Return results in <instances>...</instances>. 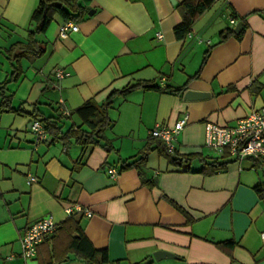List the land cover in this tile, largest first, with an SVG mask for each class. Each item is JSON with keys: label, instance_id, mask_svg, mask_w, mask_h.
I'll use <instances>...</instances> for the list:
<instances>
[{"label": "crops", "instance_id": "1", "mask_svg": "<svg viewBox=\"0 0 264 264\" xmlns=\"http://www.w3.org/2000/svg\"><path fill=\"white\" fill-rule=\"evenodd\" d=\"M182 1L80 0L77 31L60 37L64 20L55 14L35 36L44 51L21 58L20 77L6 85L12 111L0 109V264L52 257L54 264L64 255L61 264H87L74 252L64 253L61 233L45 236L35 257L21 254V236L30 224L50 217L58 229L74 206L82 212L72 215L92 247L105 250L107 264H264V198L255 190L264 183V166L243 159L205 175L199 159L169 163L149 136L155 126L171 127L187 115L173 142L175 154L211 159L217 155L204 146L205 122L233 125L264 107V0H216L192 23V37L178 39L173 28L182 20ZM38 2L0 0V84L11 72L5 51L27 41ZM228 30L233 33L223 38ZM55 68L68 75L56 80ZM141 81L160 88L115 96L111 124L97 145L51 136L36 142L29 130L39 113L61 115L65 132L80 125L73 111L82 103L101 104L111 92ZM177 87L183 90L169 92ZM185 89L206 96L187 100ZM147 143L142 168L151 185L136 169L121 170ZM109 168L117 170L115 177ZM157 250L176 258L155 261Z\"/></svg>", "mask_w": 264, "mask_h": 264}, {"label": "trees", "instance_id": "2", "mask_svg": "<svg viewBox=\"0 0 264 264\" xmlns=\"http://www.w3.org/2000/svg\"><path fill=\"white\" fill-rule=\"evenodd\" d=\"M216 0H183L177 5L179 12L181 13L182 20L173 28V32L176 38L183 39L186 33L190 30L192 23L208 10ZM84 11V7L80 4V0H39L37 6L33 10L30 16V23L34 26L33 30L28 32L26 42H15L6 49L5 54L11 64V72L9 77L0 84V109L5 111H12L10 107L11 95L6 93V85L13 81H16L21 73L20 60L23 57H38L43 53V45L35 36L45 32L49 26L53 16L59 15L64 21H75L79 18ZM233 32L228 30L225 32L223 38L231 35ZM237 37L239 36L236 35ZM206 58V55L203 58ZM160 87L149 82H137L131 85H127L122 89L111 92L108 97L98 104L94 100L90 99L82 103L78 108L73 111L79 120L80 125L72 124L70 128L62 132L61 131V115L55 118L44 117L39 113L32 115V119L39 120L45 128L48 136L53 138H59L65 143L73 139L75 142L83 147L94 146L100 143L101 139H104L103 133L107 129L111 120L109 118V108L111 107L112 100L115 96H125L126 94L137 89H159ZM168 90L167 88H165ZM183 90V87L171 88L170 93L177 94ZM72 114L67 115L71 117ZM83 126L85 128H83ZM157 142L156 148L159 154L166 157L171 164H181L182 162H191L193 159H199L202 163L201 172L205 175H212L217 172L224 171L227 164L234 162L233 158L228 157L226 153L221 156L207 159L201 155H177L175 153L169 154L166 152L164 145L157 138H151ZM106 146V144L104 145ZM107 150H110V146H106ZM151 149L150 143L146 144L141 150L138 157L129 163H123L121 170L128 168H134L137 170L141 181L145 184L151 185L143 178V168L146 155ZM255 190L261 198H264V183H261L255 187ZM179 208V207H178ZM65 234L66 245L65 251L74 252L87 264H107L105 250H96L92 247L89 240L85 237L82 229L79 226L78 219L74 215H70L65 219L55 232L52 233V237L59 234ZM38 252V249L36 253ZM56 256V253H55ZM51 257V256H50ZM56 258L54 264H61L66 259ZM53 257L46 263L38 261V264H53Z\"/></svg>", "mask_w": 264, "mask_h": 264}, {"label": "built area", "instance_id": "3", "mask_svg": "<svg viewBox=\"0 0 264 264\" xmlns=\"http://www.w3.org/2000/svg\"><path fill=\"white\" fill-rule=\"evenodd\" d=\"M234 23V19H230ZM76 23L71 20L63 21L58 28V35L66 37L68 33L77 31ZM187 37H192V32L186 33ZM161 38V34L157 33ZM53 77L60 81L68 75L61 69L55 68L52 71ZM63 115H69L70 112L62 108ZM187 123V115H182L171 127L157 125L149 131L151 138L159 139L169 154L175 153L173 142L177 135ZM29 130L33 134L36 142L42 141L48 137L44 125L39 120H32ZM204 146L221 156L224 153L235 161L243 159H252L264 166V107L253 110L246 116L238 119L233 125H219L212 122L204 124ZM108 173L115 177L117 170L109 168ZM28 181H35L32 176ZM70 216L75 212H82V208L74 206L66 209ZM86 215H91L90 211H83ZM57 228V224L50 218H41L30 224L21 236V254L23 258L30 259L35 257L37 246L42 242L45 236L52 234Z\"/></svg>", "mask_w": 264, "mask_h": 264}, {"label": "water", "instance_id": "4", "mask_svg": "<svg viewBox=\"0 0 264 264\" xmlns=\"http://www.w3.org/2000/svg\"><path fill=\"white\" fill-rule=\"evenodd\" d=\"M241 28H242V23L238 22L235 25L233 32L235 34H238L240 32ZM205 96H206L205 93L193 91L191 89H185L183 92V98L187 99V100L201 99V98H204ZM152 256H153V259L155 261H160V260L166 259V258H176L174 254L169 253L167 251H163V250H157V251L153 252ZM140 264H146V263H140Z\"/></svg>", "mask_w": 264, "mask_h": 264}, {"label": "rangeland", "instance_id": "5", "mask_svg": "<svg viewBox=\"0 0 264 264\" xmlns=\"http://www.w3.org/2000/svg\"><path fill=\"white\" fill-rule=\"evenodd\" d=\"M210 150V149H209ZM212 151V150H211ZM213 152V151H212Z\"/></svg>", "mask_w": 264, "mask_h": 264}]
</instances>
